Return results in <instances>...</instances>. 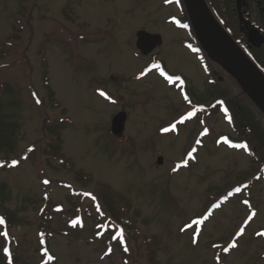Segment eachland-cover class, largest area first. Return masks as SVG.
<instances>
[{
    "label": "rangeland",
    "instance_id": "rangeland-1",
    "mask_svg": "<svg viewBox=\"0 0 264 264\" xmlns=\"http://www.w3.org/2000/svg\"><path fill=\"white\" fill-rule=\"evenodd\" d=\"M170 2L0 0V118L15 125L13 141L24 159L17 169L0 168L4 207L16 220L6 229L0 224V264L12 260L7 236L19 264H40L39 213L46 195L75 213L68 199L80 203L84 221L75 229L68 223L72 213L56 216L49 264H125V254L128 264H149L140 238L103 229L114 225L94 200L97 182L118 191L140 230L153 236L155 264H214L218 247L232 244L224 264H264V182L254 181L257 165L228 147L236 139L222 116L209 117L202 140L197 122L196 128L192 122L179 125L188 108L155 64L180 75L188 88L192 80L205 81L187 32L174 26L182 24L180 8ZM139 30L160 34L162 45L142 55ZM46 74L58 106L51 103ZM218 77L203 99L236 103V81L226 73ZM189 92L197 95L195 87ZM237 99L252 111L244 97ZM120 111L128 119L123 138H116L111 121ZM62 120L63 151L75 170L92 174L88 187L76 180L75 170L49 162L42 152L54 137L47 126ZM258 120L264 125L261 115ZM9 153L0 151V158L15 157ZM241 185L253 187L215 208ZM210 210L208 220L194 223Z\"/></svg>",
    "mask_w": 264,
    "mask_h": 264
},
{
    "label": "trees",
    "instance_id": "trees-1",
    "mask_svg": "<svg viewBox=\"0 0 264 264\" xmlns=\"http://www.w3.org/2000/svg\"><path fill=\"white\" fill-rule=\"evenodd\" d=\"M181 7H182V14L183 17L188 20V17L186 15L185 8L183 6L182 0H180ZM227 29L231 34L234 35L233 27L227 26ZM198 44V43H197ZM198 47L199 44H198ZM203 52V50H202ZM204 53V52H203ZM208 73L209 76L212 77L210 68L211 65H208ZM44 84L47 88H49L50 92V98L51 103L54 106H58L57 101L54 99L55 93L53 92V89L49 86V80H48V74H46L44 78ZM231 106H233L234 110L236 111V108L234 105V102L231 100ZM64 121L62 120L60 124H56L54 126H47L51 133H53L54 137L50 141L49 144L45 145L42 148V152L44 155L47 156L49 159V162H58L62 167H70L73 170H75V164L72 161L71 158H69L63 151V137H62V129ZM232 129L234 132L238 131L240 138L244 140L245 142L250 143V147L252 148V151L248 150V154L251 156L252 163L259 164V167L257 168V171H255V178L254 181L256 183H263L264 182V125L257 120V124L255 127V131L252 130V140L248 137V133L245 132L244 134L243 130L236 129V121L230 122ZM243 132H242V131ZM16 134V128L15 125L12 123H6L1 120L0 118V151H8L9 154H14V158H9L5 154V158L0 161V168H3L4 170H11V169H17L18 166L24 162V159H22V156L18 154L16 150L17 143L13 141L14 136ZM243 148L248 149V145L245 143ZM28 152V150H26ZM20 157V158H19ZM21 159L22 161L19 160ZM16 163H13V162ZM6 163V166H5ZM75 178L78 182H81L84 187H88L92 183H94L93 176L90 172H87L84 169H77L75 170ZM251 184L253 181H251ZM45 185V184H44ZM253 185H251L253 187ZM251 187V188H252ZM4 186L0 187V217L3 218V225L6 229V227H12L14 221V213H11L10 211L6 210L4 207ZM240 188H244L243 185L240 186ZM249 188V189H251ZM241 191H244V189H241ZM240 192H237L239 194ZM84 194H81L80 196L83 197ZM234 195V192H229L228 195H224L223 198H221L217 205L218 207H221L224 203L227 202L228 197H232ZM94 200L96 201L97 205L102 207L104 210L105 216L108 218L109 222H112L113 226H110L106 223V225H103V229H107L110 233L116 234L117 230H126V233L129 232L135 235L138 238L141 239L140 241V247H146V258L149 264H155L157 253H158V247L157 244L154 243L153 236H146L144 233L140 230L137 222V215L134 213H131L130 205L128 202L120 195V193L111 187H109L107 184L103 182H97L96 187L94 189L93 194ZM68 202L70 204V207H75L78 211V213L72 212L71 209H66L64 207L63 203H55L49 195L45 196V203L39 213V216L42 220L40 224V232H39V238L38 241L40 243V247L38 251L40 252V264H49L54 261L53 255L50 251L48 240L52 236V224L56 216L61 215L63 218H67L70 213H72V218L68 220V223L71 228L75 229H81L83 227V220L81 219V216L79 214L80 211V203L72 202V199H68ZM212 211L209 215H211ZM86 216L89 218V212H86ZM249 222V221H248ZM247 222V223H248ZM201 224V223H200ZM116 227V228H115ZM66 234H70V232H67ZM9 242L7 243L9 255L12 257L10 264H19L15 258V252L12 248V240L10 236H7ZM236 238V237H235ZM114 241V240H113ZM235 241V240H234ZM227 249V251H225ZM232 249L234 247L231 245L229 247L222 245L218 247V251L216 253V257L214 260V264H224L223 260L227 258V256L231 253ZM8 257V255H6ZM140 258H143L142 254L139 256ZM125 264H128L127 262V255H124ZM1 262L4 263V257H0ZM140 263V260L138 261Z\"/></svg>",
    "mask_w": 264,
    "mask_h": 264
},
{
    "label": "flooded vegetation",
    "instance_id": "flooded-vegetation-1",
    "mask_svg": "<svg viewBox=\"0 0 264 264\" xmlns=\"http://www.w3.org/2000/svg\"><path fill=\"white\" fill-rule=\"evenodd\" d=\"M206 2L216 18L226 29L227 26L233 27L234 35L230 34L236 40V43L264 73V0H206ZM180 16L182 17V24H176L174 26L187 32L193 46V43L195 44V40L192 35L194 31H191L192 25H190L182 15ZM191 51L199 61L201 68L205 71V81L202 80L201 82H198L192 80L193 82L191 83V87L188 88L187 81L180 75H171V80L162 77L163 81H168V86L179 91L180 96L183 98V101L188 108L185 110V113L187 114L182 120H180L179 125L191 122L195 125V122H197L199 129L196 130V133H198V131L202 132L200 135L202 140L208 133L209 117L222 116L224 118L223 120L226 121L231 132L234 134L236 142L242 145L239 152H244L252 163L251 156L248 154V150L252 151L250 143L242 140L238 131L234 132L230 122L236 121V129H242L244 132L242 130L241 131L244 134L247 132L248 137L252 140V130L255 131L254 129L257 124L258 116L261 115L264 120V114L242 91L237 82L236 89L240 90L237 95L245 98L252 111L248 112L247 109L238 102L237 95L236 103H234V105H236V111L233 106H231V101L228 99L225 100L223 97H217L211 101V103L208 102V99L204 100L203 93H208V86H213L220 81V78L218 77L219 74H225L226 72L218 64L210 61L205 52L203 51V53L202 49L199 47L194 46ZM209 64L211 65L210 72L212 77L209 76L208 73ZM192 87H195L197 95H195V93L194 95L190 94L189 91ZM199 88L201 89L200 93L198 91ZM193 128H196V125ZM176 133H179V131ZM245 143L248 145V149L243 148ZM200 145L201 144H198L197 147L199 148ZM256 165L259 167V164Z\"/></svg>",
    "mask_w": 264,
    "mask_h": 264
},
{
    "label": "water",
    "instance_id": "water-1",
    "mask_svg": "<svg viewBox=\"0 0 264 264\" xmlns=\"http://www.w3.org/2000/svg\"><path fill=\"white\" fill-rule=\"evenodd\" d=\"M195 36L207 57L218 64L241 87L264 114V74L238 46L226 29L211 12L205 0H183ZM136 48L148 55L162 45L160 34L139 30L136 34ZM128 115L120 111L111 121V133L123 137ZM158 163L162 164V157Z\"/></svg>",
    "mask_w": 264,
    "mask_h": 264
},
{
    "label": "snow or ice",
    "instance_id": "snow-or-ice-1",
    "mask_svg": "<svg viewBox=\"0 0 264 264\" xmlns=\"http://www.w3.org/2000/svg\"><path fill=\"white\" fill-rule=\"evenodd\" d=\"M163 74V73H162ZM172 78L171 77H169V80H171ZM102 95L104 94V93H101ZM13 163H16L15 161L13 162ZM46 183H47V181H45ZM245 203H247V201H245ZM4 221H3V218L2 217H0V224H2ZM194 223H199V221H194ZM241 231H243V230H241ZM261 235H264V233H262ZM233 247H235V245L233 244L232 245ZM225 251H227V249H225Z\"/></svg>",
    "mask_w": 264,
    "mask_h": 264
}]
</instances>
